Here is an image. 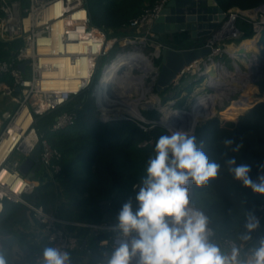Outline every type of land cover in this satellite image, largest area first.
<instances>
[{
	"label": "trees",
	"instance_id": "1",
	"mask_svg": "<svg viewBox=\"0 0 264 264\" xmlns=\"http://www.w3.org/2000/svg\"><path fill=\"white\" fill-rule=\"evenodd\" d=\"M154 1L84 0V5L92 25L103 28L108 36L111 34L122 36L132 33L126 30L129 20L142 12L146 6L152 5ZM217 2L226 10L231 7L253 8L264 0H217ZM244 22L238 23L243 32L241 38L254 37L256 34H253L252 27ZM19 43V39L0 41V56H7L17 49ZM190 44L182 43L178 46ZM3 79L11 83L8 76L0 77V80ZM257 85L260 92L264 93V77L257 82ZM77 96L64 105L41 115H34V121L41 130L50 126L60 110L61 112L73 110L77 112L78 117L71 126L56 132L49 130L50 133L46 136L44 131L40 133L61 152L58 161L61 170L48 181L40 183L30 198L44 204L61 218L101 222L100 202L103 200H111L106 211L110 216L118 213L122 204L129 198L133 201L134 210L137 208L136 190L133 186L135 184L142 186V178L146 175V161L153 154L156 139L166 129L161 125L149 127V124L143 123L148 127L144 130L135 121L125 119L111 122L95 120L87 125L79 112L84 101L79 107H75L81 99V94ZM259 96L262 98L243 113L229 102L220 112L222 117H211L198 124L194 130L197 145L203 142V150L209 160L221 164V170L215 179H210L205 186L192 183L189 195L190 203L206 212L216 238L233 237V234H230L231 227H235L236 233L240 236L245 231L243 227L245 213L254 210L257 215L258 205L264 203L262 198L252 194L251 189L244 187L233 178L225 163L228 158L235 157L237 163L251 164L253 179L257 175L258 165L264 163V95ZM198 101L206 105L201 106L205 111L208 107L214 106L216 98L210 93ZM209 110L212 114L215 112L214 108ZM142 113L147 118H152L154 114ZM226 139H231L234 143L225 145ZM144 140L152 142L139 146ZM237 144H242L243 147L239 152L232 151ZM21 212L22 206L8 205L6 216L0 218L6 230H0V233L17 235L14 225L20 222ZM107 220L114 221L109 218ZM107 236L108 233L94 236L96 243L88 248L87 264H94L102 259L105 251L109 250L108 245L99 244V241ZM261 239H264V220L261 221L260 228L252 233L250 241H237L244 243L243 254L248 252V249L251 254L252 250L259 246ZM20 241L22 243V237ZM27 246L31 256L35 252L43 251L46 244L30 241Z\"/></svg>",
	"mask_w": 264,
	"mask_h": 264
},
{
	"label": "built area",
	"instance_id": "2",
	"mask_svg": "<svg viewBox=\"0 0 264 264\" xmlns=\"http://www.w3.org/2000/svg\"><path fill=\"white\" fill-rule=\"evenodd\" d=\"M167 1L155 0L152 5L146 6L137 16L132 17L126 28L135 29L133 33L123 35L122 38L115 36L110 38L103 28L90 23L84 0H0V41L20 40L17 49L8 53L7 56H0V77L8 76L11 79V83L5 79L0 80L1 98L4 99L9 96L4 107H0V143L3 138L9 135V126L15 122L23 107L27 109L31 117L23 136L12 143L5 155L0 158V218L5 215L8 205H20L22 212L24 207H28L34 222L41 229L37 242L45 243V248L55 247L61 251L69 252L71 256V253L79 245V237L74 232L75 230L70 228L86 229L95 236L108 233V236L99 241V244L108 245L109 250L105 251L102 259L94 263L107 264L112 251L118 247L119 239L122 237L113 229L118 221L89 222L64 219L44 204L35 202L30 198L40 182L33 178L27 179L20 167L37 143L40 144V167L44 168L43 182L48 181L61 170L58 162L61 158V152L53 147L43 134L37 132L36 127H34V115H41L64 105L74 96L84 93L88 89L92 90L91 95L95 98V88L109 62L118 54L138 50H126L124 48L126 46L123 44L131 43L136 47L137 43H144L148 37L154 40L151 24ZM245 10L239 7L224 10L223 21L203 44L211 48V54L203 60L186 65L182 70V76L190 73V68L197 62H201V64L215 62L216 57L223 54L229 57L225 47L228 41L237 42V39L242 36L243 32L238 26L240 20L251 24L253 34L258 33L259 26L264 27V2L257 5L256 9H251L255 10V19L246 15ZM137 28L139 29L137 30ZM55 33L58 35V45L54 43L53 39L50 40ZM110 40L111 43H109ZM116 43L120 45V49L110 56L109 51L115 47ZM61 55L67 57L69 63H79L75 65L76 71L83 68L84 74L79 73L75 75L76 77L67 75L62 78L60 82H63L64 86L67 85L66 88L49 87L51 85L42 88L43 71L58 68V65H54L46 59ZM104 56H107V60L102 62ZM25 60H29V62L25 65L24 70L19 69L18 64ZM220 62L217 61L218 64H222ZM98 70H100L99 76L96 79ZM17 87L18 90H16ZM77 117V112L73 110L62 111L54 118L49 130L56 132L71 126L76 122ZM137 124L144 130L148 129L139 121ZM147 124L149 127L153 126L151 123ZM27 135H30V139L22 145L24 136ZM151 142V140H144L139 146ZM137 186L140 187V185L135 184L133 188L136 189ZM187 187L190 195L191 181ZM252 194L264 200V195L253 192ZM190 207L207 216L205 211L191 203ZM257 210V216L261 221L264 220V203H260ZM208 228L212 229L209 224ZM212 233L209 241L216 244L223 254L230 256L235 247L239 249L238 259L241 261L247 260L251 256L247 252L242 253L244 248L242 241L239 242L230 236L216 238L213 229ZM3 234L0 233V236ZM43 251L35 252L31 256L28 255L24 264H43ZM71 264H74L72 256ZM131 264H137V259H133Z\"/></svg>",
	"mask_w": 264,
	"mask_h": 264
},
{
	"label": "clouds",
	"instance_id": "3",
	"mask_svg": "<svg viewBox=\"0 0 264 264\" xmlns=\"http://www.w3.org/2000/svg\"><path fill=\"white\" fill-rule=\"evenodd\" d=\"M233 143L231 139L224 141L225 145ZM242 147L237 144L232 151L239 152ZM225 163L236 181L253 193L264 195V163L258 165L255 179L251 164L237 163L235 157ZM220 170V163L209 160L203 142L197 145L194 132L166 129L156 139L153 154L146 161V175L135 195L138 207L134 210L129 198L118 212V223L113 229L122 238L107 264H131L133 259H137V264H264V239L247 260L238 259L239 249L235 247L230 256L225 255L209 241L213 234L208 228L209 218L190 207L189 181L205 186ZM260 226L255 211H247L240 239L250 241ZM43 257V264H71L70 253L55 247L45 248ZM0 264H5L3 257Z\"/></svg>",
	"mask_w": 264,
	"mask_h": 264
},
{
	"label": "water",
	"instance_id": "4",
	"mask_svg": "<svg viewBox=\"0 0 264 264\" xmlns=\"http://www.w3.org/2000/svg\"><path fill=\"white\" fill-rule=\"evenodd\" d=\"M249 9H256V6ZM224 17V9L218 4L217 0H168L151 24V30L154 33V43L156 44L154 58L157 60V64L152 61V57L150 60L153 68L147 71L142 63L120 66L116 70L115 78L108 89L109 96L114 99L112 105L134 103L139 116L124 113L113 118L102 117V110L98 106V109L101 110L98 120L108 122L117 119H134L142 123L157 124L169 129V125L164 122L163 111L157 107L151 106L159 112L157 119H150L142 114V110L149 107L140 105V102L145 97L143 94L141 95L140 85L142 83L141 86L144 87L145 93L152 92L157 94L180 82L183 77L181 74L182 70L186 65L203 60L211 54V48L203 44L211 37ZM239 39H242L241 36L237 41H240ZM190 42L193 44H190ZM182 43H189L190 45L178 46ZM257 43V49L247 50L243 46L238 49V54L242 59L241 63L245 64L248 81L256 86L257 82L264 77V29L260 31ZM28 62L29 60L20 62L18 68L24 70ZM214 76L215 74H213ZM122 79H131L141 83L140 85L138 84L139 82L131 85L133 87L128 92V90L125 91L126 88L123 84H119ZM206 87L211 91L216 89L212 84H206ZM16 90H18V87ZM85 97L86 93L84 92L82 93V99L75 104V107H79ZM109 104L111 103L108 102ZM174 121L171 124L173 126L178 128L186 126V121L184 122L180 117L174 119ZM195 127L196 125L194 129ZM39 150L40 144L37 143L21 164L20 169L25 173L27 179L33 178L36 170L40 168ZM139 188V186L136 187V193H138ZM110 202L111 200L100 202L101 221H106V211ZM20 218L29 221L31 224L35 223L28 207H24ZM28 255L29 247L22 244L15 233H6L0 236V257H3L5 264H24ZM75 261H73L74 264Z\"/></svg>",
	"mask_w": 264,
	"mask_h": 264
},
{
	"label": "bare ground",
	"instance_id": "5",
	"mask_svg": "<svg viewBox=\"0 0 264 264\" xmlns=\"http://www.w3.org/2000/svg\"><path fill=\"white\" fill-rule=\"evenodd\" d=\"M245 11H255V10H245ZM255 17H256V13L253 16H250L251 19H255ZM262 29H264V27L259 26L258 33H256L254 37L248 39L242 38L240 41H237L236 46H234L233 44L226 45L225 51L232 59V64L235 67V71H230L224 65L218 64L217 62H211V63L204 62L203 64H201L200 62L201 66L198 69V78L199 79L203 78V80H205V82L203 81L205 85L212 84L216 87V89L213 90V91H217V95L215 96L216 100H219L221 102L224 99H231L230 95L234 93L235 90L237 91L242 90L241 97L239 99L233 98L230 100V102L235 103L234 101H236L237 102L236 105L244 109H247L248 107L251 106V97L249 96L250 90L246 88L250 81H248L247 72L246 69L244 68L245 64L243 65V63H241L242 59L241 56L238 54V49L241 46L245 47V49L247 50L257 49L258 48L257 41L259 38L260 31ZM52 39L54 40V43L58 45L57 33H55L50 40L52 41ZM142 54L143 53L138 51H131L129 53L118 54L107 65V68L104 74L102 75V78L97 83V86L95 88V95H96L95 98L97 99V104L99 108L102 110L103 113L102 117L113 118L118 115L120 116L124 113H131L132 115L139 116V114L135 109L134 103L131 104L117 103L115 105H112L113 103L112 101L114 99L109 96L108 89L113 79L115 78L116 70L124 64L136 65L137 63H142L143 65H145L146 71L153 68V66L151 65V60H149L146 55L144 56V54L143 55ZM47 60L53 63L54 65H58V68L43 71V76L41 80L42 88H46L48 87V85H51L49 87H55L57 89L66 88L67 85L64 86L63 82H60L62 78L66 77L67 75L68 76L73 75L74 77H76L75 75H78L79 73L84 74L83 68H81L79 71H76L75 65H78L79 63L77 62L69 63L68 58L63 55L53 56L51 58H47L46 61ZM195 64L192 65V68H190V70L193 69ZM240 66H242V68L244 69H241ZM213 74H215L214 77ZM120 83L123 84V86L126 88L125 91L128 90V92H130V89L133 87V86L131 87V85L135 83H138L140 85L141 82L131 79H122L121 81H119V84ZM141 85H140V92L141 95L143 94L145 97L140 102V105H142L143 107H151V106L155 107L156 105H160L161 106L160 110H162L164 113V122L166 123V125H169L171 129L184 130L190 132L194 129V126L196 125V121H197L196 119L198 118L199 115L195 111L194 112L196 114L192 111V106L190 103L189 106L191 108L188 109L173 108L169 110V108L175 104V100H169L166 105H162L161 103L157 104L155 96L158 97V99L159 96L156 93H152V92H148V94L145 93L144 91L145 89ZM251 92L252 94H255V92L258 93V87L254 85ZM210 93L211 92H204L200 94V93H196L195 91V93L193 94V98L194 97L198 98L202 94L204 95ZM193 101L191 100L190 102ZM108 102L111 103L109 104L110 106L108 105ZM202 106H206V105L203 104ZM179 117L183 119L184 122L186 121L185 123L186 126L184 128H178L176 126L171 125L173 124V122H175L174 119ZM30 120H31L30 114L28 113L27 109L23 107L19 111L15 119V122H13L9 126L10 129L9 135L3 138V140L0 143V158L3 155H5V153L7 152L8 148L11 146L12 143H14L17 139H19V137L23 136V132L25 128L28 126ZM29 139H30V135L24 136V141L22 145H24L26 141Z\"/></svg>",
	"mask_w": 264,
	"mask_h": 264
},
{
	"label": "rangeland",
	"instance_id": "6",
	"mask_svg": "<svg viewBox=\"0 0 264 264\" xmlns=\"http://www.w3.org/2000/svg\"><path fill=\"white\" fill-rule=\"evenodd\" d=\"M240 21L243 22V20H240ZM246 23L251 26V24L249 22H246ZM112 36H115V37H118V38L121 37V36H118V35H115V34H111L109 37L111 38ZM110 42H111V40H110ZM228 43L229 44H233L234 46L237 45V42H235V41H228ZM123 45L126 46V47H124L126 50L138 49L137 51L143 53L144 56L146 55L149 60L153 57L152 61L155 64H157V60L154 58V49L156 48V44L154 43V40L151 37H148L147 39H145L144 43H137L136 47L133 46L131 43H125ZM118 49H120V45L118 43H116L115 47L110 49L109 55L112 56L113 54H115L116 50H118ZM106 60H107V56H104L102 58V62H105ZM218 60L221 61L220 63L225 65L226 68L229 69L230 71H235V67L232 64V59L229 58L227 55L223 54L222 56H217L214 61L217 62ZM200 66H201L200 62H197L194 65L193 69L190 70V73H188L185 76H183L181 78L180 82H178L175 86H172V87L168 88L166 91H163L161 93H157V95L159 96L160 99H158V97L156 99V101H157L156 103L157 104L161 103L162 105H166L169 100H175L174 107L172 105L169 108V110L173 109V108H185V109H188L190 107L189 105L191 104L192 111L193 112L195 111L199 115L198 118L196 119L197 120L196 121V125L205 122L206 121L205 119H207V118H209L211 116H213V117L214 116L222 117L220 115V112H221L222 109H224L228 105L230 100L233 99V98L239 99L241 97V95H242V90L241 91L235 90L234 93H232L230 95L231 99H224L221 102L219 100H216L215 103H214V106L208 107L207 110H205V111L202 108L203 107L202 106L203 103L199 102L198 100L201 97H204L207 94H204V95L202 94L198 98H195V100L193 102H190L191 99L193 98V94L195 93V91H196V93H200V94L204 93V92H210L211 91L204 84L205 80H203V78H201V79L198 78V69H199ZM240 67H241V69L245 68V67L242 68V66H240ZM99 71L100 70H98V72L96 74V79L99 76ZM253 86H254V84L252 82H249L248 86L246 87L248 90H250L249 96L251 97V104L253 102H256V101H258L259 99L262 98L261 96L258 95L257 92H255V94H252L251 90H252ZM91 91H92L91 89H88V90L85 91L86 97L84 99V102L82 103V107L79 109L80 114L83 116L84 123H86L87 125L90 124L91 122L95 121V120H98L99 117H100V114H101L100 110L98 109V106L96 104L97 99L92 97ZM211 93L214 94V96L217 95V91H213L212 90ZM252 95H254V96H252ZM76 97H78V96H74V98H76ZM8 98H9V96H6L5 99L3 100V102L7 101ZM81 99H82V93H81ZM158 100L160 101V103L158 102ZM234 102L235 103H232V102L231 103L235 106L237 102L236 101H234ZM169 103H171V102H169ZM155 107H157L158 109L161 108L160 105H156ZM214 107H215V113L212 114L209 109L210 108H214ZM236 107H237V109L240 112H243L245 110L244 108L239 107L237 105H236ZM142 112H148V113H152V114L154 113L153 117L150 118V119H157V117L159 115L158 110L155 109V108H152V107L144 109V110H142ZM59 113H61V110H60ZM111 115H114V114H111ZM207 116H209V117H207ZM145 117H147V116H145ZM133 121L138 123L137 120L133 119ZM34 127L37 128V132L39 134L42 131H44V135L45 136H46V134L48 135L50 133V131H49L50 126H48L45 130H41L37 126V123H34ZM43 170H44L43 167H40L39 169H37L35 175L33 176V179H36L40 183H42L43 180H44V177H43L44 171ZM38 185L36 186L35 190L31 194V196L36 192ZM4 216H6V214ZM0 230H3V231L6 230L5 225L3 226V223L1 221H0ZM230 234H233V237L236 238V240H241L240 236L236 233L235 227H231ZM94 236L95 235H90V234L88 235V237L90 239L89 240V246H93L96 243ZM18 237L20 239V235H18ZM247 253L250 254L249 249H248Z\"/></svg>",
	"mask_w": 264,
	"mask_h": 264
},
{
	"label": "crops",
	"instance_id": "7",
	"mask_svg": "<svg viewBox=\"0 0 264 264\" xmlns=\"http://www.w3.org/2000/svg\"><path fill=\"white\" fill-rule=\"evenodd\" d=\"M244 13L248 16H253L255 14V11H245ZM138 29L139 28H137V30ZM126 30L130 31V32L135 31V29H133V28H126ZM227 44H229V43H227ZM4 99L1 98V95H0V107H2V108L4 107V105L6 103V101L3 102ZM117 215H118V213L110 216V213L109 214L107 213L106 221L113 222L112 220H107L108 218L113 219L114 221H117V219H116ZM19 219H20V222H18L14 225V230H15V232H17V235H20V237H22V240H23L22 244L27 245V243L30 241H37V238L41 233L40 227L36 223L31 224L27 220H22L21 218H19ZM73 230H75L74 232H76V234L79 237V245L71 253L73 261L76 260L75 264H87L88 251H89L88 248H89V240H90L88 235L89 234L91 235V233L89 231H87L86 229H81V228H75Z\"/></svg>",
	"mask_w": 264,
	"mask_h": 264
}]
</instances>
